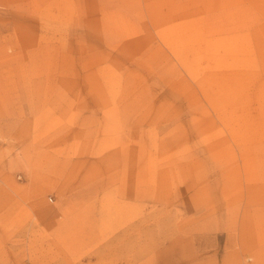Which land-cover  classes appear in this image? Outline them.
<instances>
[{
  "label": "rangeland",
  "instance_id": "1",
  "mask_svg": "<svg viewBox=\"0 0 264 264\" xmlns=\"http://www.w3.org/2000/svg\"><path fill=\"white\" fill-rule=\"evenodd\" d=\"M0 264H264V0H0Z\"/></svg>",
  "mask_w": 264,
  "mask_h": 264
}]
</instances>
